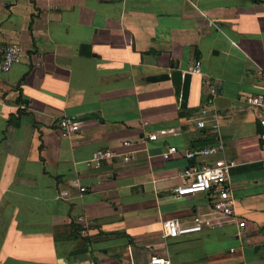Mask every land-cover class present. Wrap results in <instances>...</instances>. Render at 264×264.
<instances>
[{"label":"crops","instance_id":"crops-1","mask_svg":"<svg viewBox=\"0 0 264 264\" xmlns=\"http://www.w3.org/2000/svg\"><path fill=\"white\" fill-rule=\"evenodd\" d=\"M0 42L25 49L0 73V264H264L261 110L244 101L264 94V0H0ZM196 61L186 108L150 80ZM64 117L78 133L61 136ZM100 149L135 161L87 167ZM216 159L234 164L231 216L213 210L214 190L175 197L187 167ZM196 217L200 232L162 238L164 220Z\"/></svg>","mask_w":264,"mask_h":264},{"label":"built area","instance_id":"built-area-1","mask_svg":"<svg viewBox=\"0 0 264 264\" xmlns=\"http://www.w3.org/2000/svg\"><path fill=\"white\" fill-rule=\"evenodd\" d=\"M25 55V49L17 43L2 44L0 42V73H9L12 68L23 62ZM201 61H196L191 68L190 73L192 75H199L201 73ZM262 81H264V72L259 73ZM219 93L217 88L211 89V95L216 96ZM245 103L249 106L258 108L261 110V117L259 119L262 128L261 139L264 143V94L247 95L244 99ZM210 104L203 108L201 111L202 116H207L210 111ZM25 108V106H23ZM199 129L210 128L213 133H218V123L211 122L210 124L201 119L197 122ZM60 134L62 137L67 138L71 135L78 133L80 130V123L74 117H64L59 122ZM168 131L163 130L158 134L149 136V141H157L158 136L166 135ZM125 149L131 147L129 141L123 143ZM223 150V146L207 147L201 150H186L184 157L188 160H194L201 157H213ZM176 146H170L166 152L162 154L164 160L171 159L178 153ZM122 158L125 163L134 162L135 158L131 152L125 151L120 153L113 149H100L93 153L92 157L87 161V167L99 169L106 162H109L115 158ZM233 163H227L224 159H216L214 162H206L199 165H190L185 169L182 174L184 180V186L182 188L175 189V197H183L185 195H195L197 193L208 192L214 190L216 196L213 202V210L221 216H231L233 202L231 200V186L229 183V177ZM72 190H77L83 194L88 192V189L80 184L78 180L72 182ZM71 196L70 192H64L61 194L62 198H68ZM202 219L196 217L194 223L191 225H181L179 221L175 219H167L162 223V238H178L179 236L189 235L192 233L200 232L202 230ZM240 227H245V223H239ZM90 264H97L92 261ZM148 264H172L170 260L159 256H153L150 258Z\"/></svg>","mask_w":264,"mask_h":264},{"label":"water","instance_id":"water-1","mask_svg":"<svg viewBox=\"0 0 264 264\" xmlns=\"http://www.w3.org/2000/svg\"><path fill=\"white\" fill-rule=\"evenodd\" d=\"M192 74L189 72H183L182 70L171 66L169 71L163 73L160 76L150 77L151 81H170L175 92L177 101L181 108H186L191 91Z\"/></svg>","mask_w":264,"mask_h":264},{"label":"trees","instance_id":"trees-1","mask_svg":"<svg viewBox=\"0 0 264 264\" xmlns=\"http://www.w3.org/2000/svg\"><path fill=\"white\" fill-rule=\"evenodd\" d=\"M18 101L20 102L21 100L19 99Z\"/></svg>","mask_w":264,"mask_h":264}]
</instances>
